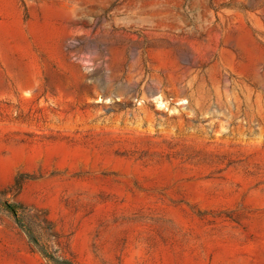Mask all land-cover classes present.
<instances>
[{"label":"rangeland","instance_id":"rangeland-1","mask_svg":"<svg viewBox=\"0 0 264 264\" xmlns=\"http://www.w3.org/2000/svg\"><path fill=\"white\" fill-rule=\"evenodd\" d=\"M0 193L78 264H264V0H0Z\"/></svg>","mask_w":264,"mask_h":264},{"label":"trees","instance_id":"trees-1","mask_svg":"<svg viewBox=\"0 0 264 264\" xmlns=\"http://www.w3.org/2000/svg\"><path fill=\"white\" fill-rule=\"evenodd\" d=\"M0 210L12 218L16 227L25 236L28 244L42 257L46 264H78L71 259L57 256L50 249L49 242L44 240L43 236L36 231L38 226H46L49 229V223L45 219L38 220L31 214L30 209L22 204L8 202L0 193ZM44 229L45 231H47ZM51 234H47L49 238Z\"/></svg>","mask_w":264,"mask_h":264}]
</instances>
